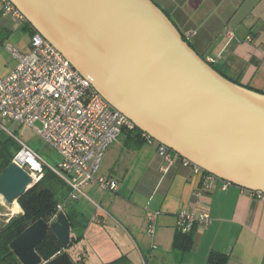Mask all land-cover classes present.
Wrapping results in <instances>:
<instances>
[{
    "label": "water",
    "instance_id": "95a60500",
    "mask_svg": "<svg viewBox=\"0 0 264 264\" xmlns=\"http://www.w3.org/2000/svg\"><path fill=\"white\" fill-rule=\"evenodd\" d=\"M10 1L152 140L219 179L264 192V94L221 75L152 0ZM33 186L11 164L0 174V208ZM22 230L10 244L22 264H74L68 252L48 262L37 252L50 231L62 246L71 244L64 212Z\"/></svg>",
    "mask_w": 264,
    "mask_h": 264
},
{
    "label": "crops",
    "instance_id": "0c3cea01",
    "mask_svg": "<svg viewBox=\"0 0 264 264\" xmlns=\"http://www.w3.org/2000/svg\"><path fill=\"white\" fill-rule=\"evenodd\" d=\"M152 1L182 35L196 31L188 43L205 61L212 59L209 64L219 73L264 94V0ZM0 35L21 52L31 49L30 32L1 8ZM16 65L6 51L0 52V76ZM158 144L145 140L136 147L123 134L107 149L98 174L116 180L118 191H102L93 183L64 204V211L78 221L71 236L83 237L80 248L88 264L121 258L126 264H209L213 252L229 257L228 264H264V203L235 185L223 190L217 183L203 191L201 176L182 164L165 171ZM154 212L159 215L152 236L147 227ZM182 212L210 216L208 225L194 226V245L186 252L173 247Z\"/></svg>",
    "mask_w": 264,
    "mask_h": 264
},
{
    "label": "built area",
    "instance_id": "2783aa9c",
    "mask_svg": "<svg viewBox=\"0 0 264 264\" xmlns=\"http://www.w3.org/2000/svg\"><path fill=\"white\" fill-rule=\"evenodd\" d=\"M4 15L18 25L28 21L10 0H0ZM190 30L183 34L188 41L196 35ZM229 39L232 33L228 34ZM6 51L16 60V67L6 76H0V129L19 144L12 164L27 172L34 185L41 182L45 172L56 174L69 188V198H76L83 189L96 183L102 191L116 192L118 182L99 176L107 149L118 142L125 131L135 129V124L94 88L89 79L77 71L71 62L41 34L31 39L29 52H21L11 41L0 40V52ZM208 64L212 59L206 61ZM40 121L43 129L34 126ZM9 123L32 127L45 140L48 147L60 157L51 165L29 144L15 135ZM146 140H152L143 134ZM158 155L164 161V170L175 165L190 167L202 178L201 190L208 191L217 183L227 190L231 182L217 178L194 165L163 144H158ZM249 195L264 203V192L247 190ZM200 195V191L197 193ZM63 212L59 207V213ZM23 213V211H22ZM159 212L148 219L147 231L156 232ZM10 221L16 217L9 206L3 204L0 217ZM210 216L182 212L177 217V230L188 234L196 224L208 225ZM47 262V261H46Z\"/></svg>",
    "mask_w": 264,
    "mask_h": 264
},
{
    "label": "trees",
    "instance_id": "16d2710c",
    "mask_svg": "<svg viewBox=\"0 0 264 264\" xmlns=\"http://www.w3.org/2000/svg\"><path fill=\"white\" fill-rule=\"evenodd\" d=\"M24 28L32 36L38 33L29 22L24 25ZM0 40L7 41L8 39L7 36L0 35ZM231 82L242 86L235 81ZM245 88L253 90L248 87ZM124 134L127 137V141H131L136 147L143 144L146 140L143 136L144 132L137 127L133 130L125 131ZM19 148V144L0 129V174L12 164V160ZM68 198L69 188L67 185L56 174L47 170L43 180L18 199L17 202L23 213L12 218L5 226H0V264H22L10 247L11 242L22 233L23 227L31 221L45 220L49 223L54 222L59 214V207H62L63 212L67 215L72 228H76L78 221H76L75 216L64 211V204ZM194 236L193 229L188 234H182L177 231L173 245L174 249L180 252L191 250L194 245ZM82 238L81 236L73 237L71 244L64 247L50 231L44 241L38 246L37 252L45 261H50L54 257L68 252L74 264H88L86 251L84 252V249L80 248ZM126 262V258H121L104 264H126ZM228 262L229 257L217 252H213L209 258V264H228Z\"/></svg>",
    "mask_w": 264,
    "mask_h": 264
},
{
    "label": "rangeland",
    "instance_id": "374dc122",
    "mask_svg": "<svg viewBox=\"0 0 264 264\" xmlns=\"http://www.w3.org/2000/svg\"><path fill=\"white\" fill-rule=\"evenodd\" d=\"M17 33L14 34V38L13 41L17 40ZM24 35V34H23ZM29 38V37H28ZM9 58V57H7ZM10 59V58H9ZM12 132L18 136V138L29 144L32 148H34L35 150H37L45 159V161H47L48 163H50L51 165H57V163L60 160V157L58 156V154L52 150H50L45 142V140L37 133V131H35L32 127H28L26 125H20V124H12L9 123L8 125ZM34 126L37 129H43V125L40 121H36L34 123ZM122 139V138H121ZM122 142V140H120ZM106 153V152H105ZM100 207H98V209L100 208L102 211L103 210V206L99 205ZM97 208V207H96ZM106 208V207H105ZM108 208V207H107ZM105 209L106 214L112 218V220L116 221V217L114 215V213H112L109 209ZM20 215V214H19ZM18 216V215H17ZM119 222V221H117ZM113 223V222H111ZM114 228V227H113ZM112 228V229H113ZM132 244V242H131ZM133 245V244H132ZM145 254L147 255V253L145 252Z\"/></svg>",
    "mask_w": 264,
    "mask_h": 264
},
{
    "label": "bare ground",
    "instance_id": "6f19581e",
    "mask_svg": "<svg viewBox=\"0 0 264 264\" xmlns=\"http://www.w3.org/2000/svg\"><path fill=\"white\" fill-rule=\"evenodd\" d=\"M10 209L12 213L16 216L22 213V209L17 201H15L12 206H10Z\"/></svg>",
    "mask_w": 264,
    "mask_h": 264
},
{
    "label": "flooded vegetation",
    "instance_id": "af4514ba",
    "mask_svg": "<svg viewBox=\"0 0 264 264\" xmlns=\"http://www.w3.org/2000/svg\"><path fill=\"white\" fill-rule=\"evenodd\" d=\"M7 223H9V221H8V220H6V224H7ZM4 226H5V225H4Z\"/></svg>",
    "mask_w": 264,
    "mask_h": 264
}]
</instances>
